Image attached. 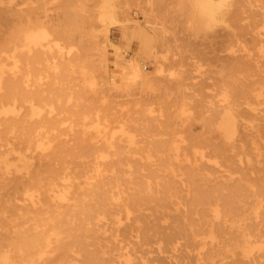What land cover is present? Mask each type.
<instances>
[{
  "label": "rangeland",
  "instance_id": "374dc122",
  "mask_svg": "<svg viewBox=\"0 0 264 264\" xmlns=\"http://www.w3.org/2000/svg\"><path fill=\"white\" fill-rule=\"evenodd\" d=\"M16 1V7L22 9L44 7L49 25L71 33L73 42H60V51L55 46L50 51L46 49L37 63L34 55H27L22 49L16 52L20 54L23 71L29 69L31 78L27 83L19 77L10 82L11 89L22 94V97L16 96V105L21 108L18 120L22 125L15 131L16 153L11 159L16 163L20 155L32 163L33 170H43L45 175L60 174L66 167L70 176L84 182L93 167L89 161L103 156L107 159L105 181L109 191L93 197L86 191L84 195L77 191L79 204L91 198L101 199L104 207L100 212L105 219L98 223L88 220L86 208L80 209V206L75 210L60 209L52 200L47 213H33L21 207L22 189L1 193L9 207L0 217V252L10 250L14 254L23 240L39 236L43 223L52 219V224H56L60 212L64 241L75 251L79 250L80 255L67 253L59 258L56 253L42 264H120L119 254L123 251L116 247L114 240L117 219L126 222L122 208H130L135 215L139 213L141 225H153L157 230L171 223L170 217L176 212L175 207H169L170 197L187 204L188 200L196 199L187 197L185 187L179 185V177L174 175L181 172L189 176L188 184L193 190L209 196L203 206H193L195 210L214 204L217 200L214 198L221 193L242 207L255 206L244 187L247 181L236 189V196L227 190L232 188L233 181L225 177L223 167L215 164L220 161L215 154L223 150L231 155L239 153L234 156L231 167L239 159L243 164L247 160L254 164L257 156H264V139L255 137L247 141L243 146L245 151L241 152L238 143L224 139L219 129L226 113L231 112L223 111L225 101L232 102L223 75L234 71L232 58L247 51L254 63L258 61L262 76L264 60L257 57V49L249 44L244 50L235 45L233 36L225 29L231 23L220 19L219 0H211L213 20L205 28L195 21L200 8L198 0H156L153 12L143 3H136L137 0H115L120 6V13L116 15L118 23L125 17L131 26L139 25L152 36L154 53L147 58L141 55L139 42L121 37L119 26L98 19L103 0ZM254 1L264 5V0ZM4 3L5 0H0V6ZM204 9H210L209 4ZM91 34L98 35L100 45H104L102 61L106 74L99 71V55L91 44ZM116 53L121 62L136 61L145 77L151 79L149 84L117 88L115 75L120 60ZM158 68L162 72L157 73ZM91 82L96 83L95 90L90 88ZM251 88L254 93L242 100V108L247 111L243 120L246 125L262 123L264 117V80L255 82ZM137 103L148 105L151 113L142 117L136 111ZM34 108L40 110V117L30 119ZM121 125L125 133L120 132ZM28 133L34 136V142L39 140L49 144V148L28 150ZM200 156H204L205 163L199 166V171L191 170L190 161ZM186 159L190 161L182 162ZM46 164L49 166L41 168ZM9 177L24 179L17 174ZM193 216L198 218L202 214L198 211ZM193 227L197 229L196 223ZM151 247L155 249L158 245ZM176 255L156 264L191 261L182 257L180 251Z\"/></svg>",
  "mask_w": 264,
  "mask_h": 264
},
{
  "label": "bare ground",
  "instance_id": "6f19581e",
  "mask_svg": "<svg viewBox=\"0 0 264 264\" xmlns=\"http://www.w3.org/2000/svg\"><path fill=\"white\" fill-rule=\"evenodd\" d=\"M5 1V5L0 6V217H3L9 207L8 200L1 193L17 192L22 189L24 204L21 207H27L33 213H47L49 206L55 201L56 207L60 209L65 207L75 210L79 206L80 209L86 208L85 216L88 220L96 223L103 222L105 216L100 212L104 207L100 203L101 199L91 198L88 202L83 200L79 204L76 201V195L77 191H80L82 195L87 192L92 197L95 194L108 193L109 186L105 181L108 172L105 157H95L89 161L93 167L85 175L84 182H78L77 177L70 176L66 167L60 174L45 175L46 172L43 170L38 168L33 170L32 163L21 158L20 155L16 163H13L11 159V156L13 157L16 153L15 131L22 125L18 120L21 108L16 105V96L22 97V94L18 90L11 89L10 82L19 77L23 83H27L31 78L29 69L23 71L24 65L20 61V54L17 55L16 52L22 49L27 55H34V63H37L46 49L50 51L51 47L55 46L60 51V42H73V38L71 33H64L60 27L49 25L44 7L22 9L16 7L18 6L16 0ZM257 2L219 0L218 11L221 21L231 23L225 29L233 36L235 45L244 50L245 45L249 44L251 48L257 49V57L264 60V5ZM136 3H143L152 12L156 8V0H137ZM198 3L200 8L198 7L195 21L199 27L205 28L213 20L214 9L211 0H198ZM208 4L210 9H204ZM255 4L258 6H256L257 9H254ZM119 10L120 6L115 0H103L98 19L110 21L119 26L123 39L130 38V41L139 42L143 57L153 56L152 36L139 25L131 26L125 17L118 23L116 15H119ZM125 21L126 24H123ZM90 37L91 44L98 51L99 71L106 74L102 61L104 45H100L101 39L98 35L91 34ZM117 54V60H120L116 66L115 75L119 83L117 88L127 87L130 84H149L151 79L145 77L136 61L121 62ZM232 60L234 71L223 75L224 85L232 98L231 103L225 101L223 111L231 112L226 113V119H223L219 129L223 131L224 139H232V143H238L240 151L244 152L243 146L247 141L255 137L264 139V117L261 119L262 123L246 125L243 120L247 111L242 108V100L254 93L251 86L260 79L264 80V75H260L261 66L258 61L255 63L252 61L247 51H244L241 56L233 57ZM262 64L264 67V63ZM160 72L162 69L158 68L157 73ZM240 72L243 73L240 74ZM253 76L257 79H248ZM92 78L93 76H90V79ZM95 86V82L90 83V88L95 90ZM102 99L106 102L105 98ZM136 108H138L136 111L140 112L144 118L151 113L148 105L140 106L137 103ZM39 117L40 110L32 109L30 119ZM22 127L24 130L25 126ZM35 131L37 132L38 129ZM120 132L125 133L123 125ZM33 139L34 136L28 133L26 139L28 150L31 147L39 151L49 148V144L39 140L34 142ZM215 155L216 159H220L215 164L223 167L222 172L226 173L225 177L233 181L232 188L227 190L236 196V189H240L241 183L247 181L244 187L252 196L255 206L250 209L242 207L234 201L225 199L221 193L219 197L214 198L217 199L214 204H207V208L195 210L196 206H203L207 202L208 194L193 190L188 184L189 176L184 172L176 174L174 176L179 177V185L182 188L185 187L184 192L187 197L190 195L196 199L191 202L188 200L189 204H187L170 197L169 207H175L176 214L170 217L171 223L162 225L159 230L153 225H141V215L139 213L135 215L130 208L123 207L126 222L122 223L120 219H117V236L114 240L116 247L123 251L119 254L120 264L162 263L177 257L178 251L182 257L191 260L188 264H264V156H257L254 164L249 160L243 164L244 162L239 159L236 166L231 167L234 156H238L239 153L231 155L227 153V150H223ZM203 158L204 156H200L194 161L186 159L182 162L190 161V169L199 171V166L205 163ZM177 161L179 165H182L180 160ZM45 166L48 167L49 164L41 168ZM10 174L21 175L24 179L21 181L10 179ZM235 175H237L236 178ZM198 211L202 216L195 218L193 214L197 215ZM61 218L62 214L58 212L56 224H52V219L43 223L39 236L35 235L23 240L14 254L10 250L0 252V264H42L56 253L59 254V258H64L67 253L79 256L80 251H75L64 241ZM194 223L197 229H194ZM167 230L169 232H166ZM152 245H158V247L153 249ZM150 254L156 255L150 256ZM15 258L18 261H15Z\"/></svg>",
  "mask_w": 264,
  "mask_h": 264
}]
</instances>
